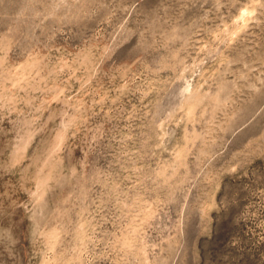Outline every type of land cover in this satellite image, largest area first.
<instances>
[{
    "label": "rangeland",
    "instance_id": "rangeland-1",
    "mask_svg": "<svg viewBox=\"0 0 264 264\" xmlns=\"http://www.w3.org/2000/svg\"><path fill=\"white\" fill-rule=\"evenodd\" d=\"M0 264H264V0H0Z\"/></svg>",
    "mask_w": 264,
    "mask_h": 264
}]
</instances>
